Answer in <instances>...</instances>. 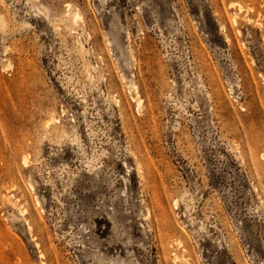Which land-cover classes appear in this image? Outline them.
Returning <instances> with one entry per match:
<instances>
[{"label": "rangeland", "instance_id": "obj_1", "mask_svg": "<svg viewBox=\"0 0 264 264\" xmlns=\"http://www.w3.org/2000/svg\"><path fill=\"white\" fill-rule=\"evenodd\" d=\"M181 260L264 264V0H0V264Z\"/></svg>", "mask_w": 264, "mask_h": 264}, {"label": "bare ground", "instance_id": "obj_2", "mask_svg": "<svg viewBox=\"0 0 264 264\" xmlns=\"http://www.w3.org/2000/svg\"><path fill=\"white\" fill-rule=\"evenodd\" d=\"M72 12H73V17H74L75 21H79V20L81 19L82 12H81L78 8L72 10ZM133 87H134V89H135V90L133 91V93H132V94H133V97H134L136 100H139L138 92H137V87L134 86V85H133ZM180 264H188V263L186 262V260H185V261H182V260H181Z\"/></svg>", "mask_w": 264, "mask_h": 264}]
</instances>
